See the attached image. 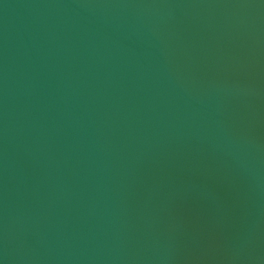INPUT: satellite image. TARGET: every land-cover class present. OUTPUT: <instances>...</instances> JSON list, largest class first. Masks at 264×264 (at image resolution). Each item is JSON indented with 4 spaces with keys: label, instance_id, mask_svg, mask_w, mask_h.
<instances>
[{
    "label": "water",
    "instance_id": "water-1",
    "mask_svg": "<svg viewBox=\"0 0 264 264\" xmlns=\"http://www.w3.org/2000/svg\"><path fill=\"white\" fill-rule=\"evenodd\" d=\"M0 264H264V0H0Z\"/></svg>",
    "mask_w": 264,
    "mask_h": 264
}]
</instances>
